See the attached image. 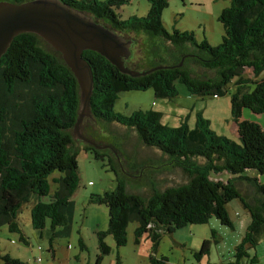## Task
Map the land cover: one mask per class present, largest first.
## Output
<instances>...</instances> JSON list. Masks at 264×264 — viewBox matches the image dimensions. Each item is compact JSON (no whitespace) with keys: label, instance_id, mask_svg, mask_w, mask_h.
Wrapping results in <instances>:
<instances>
[{"label":"trees","instance_id":"trees-1","mask_svg":"<svg viewBox=\"0 0 264 264\" xmlns=\"http://www.w3.org/2000/svg\"><path fill=\"white\" fill-rule=\"evenodd\" d=\"M0 1L22 3L28 0ZM61 1L107 21L119 34L144 31L151 37H162L181 55H174L171 62L158 60L152 68H161L132 77L97 51L86 49L82 53L93 76L92 116L134 130L144 145L159 149L189 175V180L183 184L164 189L153 187L150 196L132 193L127 190V181L120 175L111 152L85 146L84 150L93 153L96 159L107 157L110 169L116 174V187L92 199L106 204L109 209L108 228L97 231L96 264L111 252L105 241L107 235L113 236L117 246L126 245L130 221L138 222L136 242L144 234L151 239L150 264H165L166 257L156 255L163 232H172L187 224L207 223L212 215L222 224L233 227L228 205L234 199L240 200L251 220L234 250L233 260L222 264H257L259 257L250 250L258 244L257 233L260 230L264 233V178L253 173L264 174V127L243 118V108L264 113V79L257 81L252 91H246L240 82L232 94L240 143L217 135L201 116L196 128L191 130L186 123L176 127L162 123V113L153 109L123 115L114 111V105L120 92L117 84L131 90L156 86L161 94L173 98L177 95L176 82L179 81L192 94L223 96L228 93L233 72L238 67L252 68L254 72L263 70L264 0H230L219 16L224 35L222 42L215 46L206 38L197 41L193 31L168 32L162 20L168 0H150L145 16L128 19H121L114 9L128 0ZM40 38L35 33H20L0 57V226L6 224L10 231L20 232L26 243L18 222L23 203L31 195H37L38 201L31 211L33 227L43 232L49 223L52 237L67 236L71 233L74 214L71 195L80 183L73 136L80 111L79 83L67 63L47 49ZM184 56L189 59L182 62ZM190 62L211 74H196ZM55 170L61 173L54 178L59 186L51 194V200L44 202L41 197L51 193L48 175ZM242 181L255 187L258 194L255 198L250 199L242 192L238 185ZM80 245L84 246L83 240ZM209 250V240H204L196 256L207 254ZM2 258L7 264H29L9 254Z\"/></svg>","mask_w":264,"mask_h":264},{"label":"rangeland","instance_id":"rangeland-1","mask_svg":"<svg viewBox=\"0 0 264 264\" xmlns=\"http://www.w3.org/2000/svg\"><path fill=\"white\" fill-rule=\"evenodd\" d=\"M229 4L230 0H168V6L162 11V20L168 32L174 29L193 31L197 41L201 42L206 38L211 45L215 46L222 42L224 35V27L219 21V16L223 8ZM149 8L150 0H128L114 9L121 19H128L131 16H145ZM93 18L112 29L107 21ZM121 35L125 43L132 42L128 48L130 52L128 59L120 55L124 64L130 69L148 70L158 60L164 59L171 62L175 59L174 55L181 56L180 52L162 37H151L144 31H126ZM40 41L47 49L64 60L62 53L54 49L48 41L42 37ZM184 59L189 58L182 57V62ZM189 65L196 74H211L210 71L193 62ZM241 69L233 72L234 77L229 85V91L223 96L192 94L186 85L179 81L176 82L177 95L173 98L161 94L156 86L145 90H123L125 89L122 88L123 85L117 84L120 92H118L114 111L131 115L140 109H153L162 113V123L173 127L186 123L191 130L196 128L198 118L201 116L208 121L209 129L217 135L240 143L241 138L235 132L232 94L236 92V82L242 75ZM258 77L264 78V69L260 71ZM244 86L246 91H252V82L244 83ZM81 91L80 88V95ZM243 110L249 120L256 121L264 127V113H255L249 108H243ZM89 115L91 118L86 115L82 118L80 124L82 136L94 145L107 146L100 149L111 152L120 175L127 181L129 192L150 196L153 187L164 189L189 180V175L182 168L176 167L159 149L144 145L134 130L117 122L96 120L91 112ZM92 144L77 141L74 137V148L78 151L80 183L71 195V200L74 201L71 233L67 236L52 237L49 223L46 229L42 230L43 232L33 227L31 211L38 201V196L33 194L27 202L23 203L18 212V222L27 243L21 239L20 232L10 231L6 224L0 226V264H7L2 258L6 254L29 264L52 262L50 246L57 249L58 256L64 262H75V254H79L82 260H89L90 264H96L99 253L97 231L108 228L109 209L106 204L92 199L95 195L111 192L116 187V174L110 169L107 157L105 160L96 159L93 153L84 150L85 146ZM256 174L264 177V174L257 172ZM60 175L61 173L57 170L48 175L51 193L41 197L42 201L51 200V194L59 186L54 178ZM238 185L250 199L258 195L255 187L248 182L242 181ZM228 209L234 223L233 227L222 224L216 215H212L207 223L187 224L172 232L165 231L159 241L157 257L165 256V264H222L233 260L234 250L242 241L251 216L238 199L232 200ZM137 227V221L129 222L128 240L124 246H117L113 236L107 235L105 241L110 245L111 252L103 256L100 264H118V261L120 264H150L151 239L144 234L139 238L140 241L136 242ZM51 237L53 245H51ZM256 238L258 245L250 252L252 255L257 253L259 257L257 264H264L262 230L257 233ZM80 239L83 240L84 246L80 245ZM204 240H209L210 250L207 254L197 257L196 252L201 249ZM39 257L42 259L41 263L35 261Z\"/></svg>","mask_w":264,"mask_h":264},{"label":"water","instance_id":"water-1","mask_svg":"<svg viewBox=\"0 0 264 264\" xmlns=\"http://www.w3.org/2000/svg\"><path fill=\"white\" fill-rule=\"evenodd\" d=\"M23 32L35 33L60 51L65 62L74 72L82 89L79 117L74 127L77 141L86 140L80 132L84 115L90 114V97L93 76L90 65L83 59L86 49L106 56L123 73L132 77L147 75L162 66L145 71L130 69L120 55L128 59L129 46L121 34L94 20L93 16L69 7L61 0H28L22 3L0 1V57L6 52L14 37ZM94 145V144H92ZM107 148V146H97Z\"/></svg>","mask_w":264,"mask_h":264},{"label":"crops","instance_id":"crops-1","mask_svg":"<svg viewBox=\"0 0 264 264\" xmlns=\"http://www.w3.org/2000/svg\"><path fill=\"white\" fill-rule=\"evenodd\" d=\"M240 68H242L241 69V76H240V80H238L237 82H236V84L238 85L240 82L241 83H247V82H252V84H253V86H254V84L257 82V81H260L261 79H264V78H259L258 77V74L260 73V71L259 72H254L253 71V69L252 68H248V67H238L236 70H238V69H240ZM248 70H247V69ZM236 70L234 71V72H236ZM262 71V70H261ZM245 77H248V78H245ZM123 90H126V89H123ZM122 90V91H123ZM244 111V110H243ZM245 117V119L246 118H248V117H246V114H245V112H243V118ZM249 119V118H248ZM253 121V120H252ZM256 122V121H255ZM235 132L239 135V133H238V130H237V127H236V125H235ZM253 175H256V173H253ZM260 178H264L263 176H261ZM233 225H234V223H233ZM248 226V225H247ZM247 228V227H246ZM264 240V239H263ZM263 240H262V242H263ZM80 241H81V239H80ZM79 241V242H80ZM261 241V240H260ZM261 243V242H260ZM259 243V244H260ZM258 245V244H257ZM69 246H71V245H69ZM52 250H50V252H51V257H52V262H47V263H44V264H90V261L89 260H82L81 258H80V256H79V254H75V262H73V261H71L70 263H69V261L68 262H64V260L62 259V258H60L58 255V252H57V249L55 248V247H52L51 248ZM256 253V252H255ZM257 254V253H256Z\"/></svg>","mask_w":264,"mask_h":264},{"label":"built area","instance_id":"built-area-1","mask_svg":"<svg viewBox=\"0 0 264 264\" xmlns=\"http://www.w3.org/2000/svg\"><path fill=\"white\" fill-rule=\"evenodd\" d=\"M35 261L41 263L42 259L39 257V258H36Z\"/></svg>","mask_w":264,"mask_h":264}]
</instances>
